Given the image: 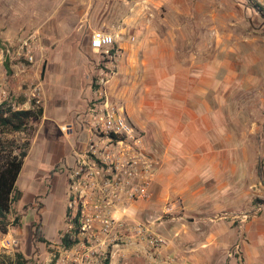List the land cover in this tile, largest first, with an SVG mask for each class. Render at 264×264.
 <instances>
[{
  "label": "rangeland",
  "instance_id": "rangeland-1",
  "mask_svg": "<svg viewBox=\"0 0 264 264\" xmlns=\"http://www.w3.org/2000/svg\"><path fill=\"white\" fill-rule=\"evenodd\" d=\"M6 1L0 0V47L5 41L1 37L2 32L12 29L15 18L12 0L9 3ZM227 1L228 19L224 16L221 21L220 17H215L218 19L205 28H208V32L212 31L214 36V68H228L224 82L227 80L229 87L225 89L224 84L223 90L211 93L206 123H198L203 138H198L200 147L194 154L176 152L166 157L164 148L159 144L157 123L153 121L150 128L142 125L145 118L143 101L150 95L153 105H150L149 111L158 115L159 98L163 92L157 89L156 71L149 73V70L157 69L142 68L145 60H148L147 49L143 48L138 37L130 41L133 45L131 52L119 54L114 48L115 54L110 57L97 56L99 67L109 68L113 76L119 70L117 66L120 61L131 55L137 68H130L125 75H117L121 77L120 89L122 86L125 89L123 97L112 96L109 92L108 95L112 102L123 105L133 122L145 130L148 150L158 161L157 174H164L153 190L152 185L149 197L126 206L124 217L131 221L151 222L155 230L167 235H173L177 230L173 238L166 235L165 238L168 245L173 243L174 254L179 256L180 264H245L243 247L252 240L243 231L244 226L253 218H261L264 224V203L256 202L264 200V11L256 5V2L261 4L259 0H243L244 6L237 0ZM6 7H9L7 15L4 13ZM164 43L169 47L173 41ZM219 43H222V48ZM43 49L45 42L39 41L37 58ZM169 52L167 49L166 53ZM149 59L150 64H158L157 56ZM181 60L189 64L188 57H164L166 71L171 75H167V83L177 82L174 79L175 68H180ZM0 61V71L4 73L2 81L10 88L7 89L12 99L19 102L21 97H25L27 85L25 83L19 92L11 90L13 70L7 62ZM27 73L29 82L42 81L43 96L44 86L47 94L52 91L45 85L40 66L29 69ZM93 86L95 89V83ZM170 91L175 95L180 93L174 89ZM56 94L59 95H56L55 105L66 102L55 118L45 117L41 126V119L32 120L30 125L33 131L29 129L25 133L5 135L8 141L15 140L19 144L33 132L31 150L17 180L23 195L13 205L7 230L0 228V237L6 232L19 237V249L25 250L27 264H50L53 255L48 251L58 249L49 244L41 247L34 242L32 224L39 221L40 216L43 230L48 236L58 229L69 230L67 177L73 160L66 151L67 147L63 146L66 141L63 125H58L63 121L66 110L72 106L67 101L71 93L57 91ZM55 105L50 103L48 111L53 109L52 112H55ZM187 111L186 106L175 109L179 116ZM185 125L183 121L179 123V127ZM138 202L139 206L136 205ZM169 207L170 211L167 210ZM16 215L20 216V222L13 224ZM258 237L264 244V232ZM93 239L98 242L97 238ZM17 252L9 254L0 250V264H15ZM97 257L99 264H151L127 251L125 256H112L109 246L97 251Z\"/></svg>",
  "mask_w": 264,
  "mask_h": 264
},
{
  "label": "crops",
  "instance_id": "crops-1",
  "mask_svg": "<svg viewBox=\"0 0 264 264\" xmlns=\"http://www.w3.org/2000/svg\"><path fill=\"white\" fill-rule=\"evenodd\" d=\"M9 1L11 2V0L6 2ZM237 1L244 6L243 0ZM12 4L15 18L12 29H5V32H2L1 37L5 39L4 42L13 40L18 34L31 33L37 34L39 41L45 42V49L40 51L37 58V67L40 66L43 72V67L46 65L45 75L42 77L52 93L47 94L44 86L42 104L44 114L40 126L45 117L55 118L61 107H65L66 101L61 105H55L56 95H59L56 94L57 91H70L72 94L67 97V101L72 106L66 110L64 119L58 127L76 121L77 114L84 111L95 98L93 84L101 71L97 56L108 55L91 47V34L94 30L104 29L115 35L116 43L111 51L113 54H115L114 48H117L119 54L129 50L131 52L133 48L130 43L131 36H136L143 48L147 49L148 60L147 62L145 60L142 68L157 69H151L149 73L154 74L156 71L157 89L163 92L159 98V114L155 115L149 111L150 105L153 104L148 95V99L143 101L145 118L142 120V125L150 128L153 121L157 123L159 144L164 148L166 157L176 152L194 154L200 147L198 138L203 136L198 130V123L203 125L206 123L210 109V95L215 90H223L224 84L225 89L229 87L228 81L224 82V74L227 76L228 68H214L212 59L214 36L212 31L208 32V28H205L218 19L215 17H220L221 21L224 16L228 19L227 0H12ZM4 10L7 15L9 7ZM224 10H227L225 14ZM1 12L0 8V15ZM208 15H212L213 18H209ZM6 21L7 18L5 26L8 25ZM166 41H173V44L167 47L164 43ZM218 45L222 48V43ZM1 48L2 45L0 56ZM167 49L171 52L166 53ZM130 56L120 61L117 66L119 70L109 79L107 91L112 96L123 97L125 92L123 86L120 89L121 77L117 75L120 73L125 75L130 68H137ZM151 56L158 57L157 65L150 64ZM166 56L189 58V64L181 60L180 68H175L174 79H177V82L167 83L169 81L167 75L169 77L171 75L167 73L164 64ZM7 63L12 70L17 67L13 62L7 61ZM1 64L0 61V68ZM177 71L180 73L178 74ZM3 79L4 73L0 71V89L4 86L10 90ZM12 79L11 90L19 92L28 81L29 75L24 74ZM171 89L180 93L171 94ZM21 101V104H25V108L31 106L24 97L19 99V102ZM50 103L55 105V112H52L53 109L48 111L47 107ZM184 106L188 107V111L179 116L175 109ZM182 121L186 125L179 127ZM83 134L86 135L83 137ZM87 135L86 130H80L78 126L75 136L67 138L64 135L66 141L63 146L67 147L66 151L71 154L73 162L75 150L84 146ZM30 150L31 147L29 152ZM163 176V173L158 172L152 190L157 180L162 179ZM139 203L136 205L139 206ZM137 216L139 217L138 214ZM155 231L170 239L177 233V230L173 235H167L161 230ZM243 231L252 240L243 247L245 264H264V244L258 239V236L264 232L262 219L249 220ZM64 232L58 229L52 236H48L45 232L52 244L46 242H38V244L41 247L47 244L53 245L60 250L61 236ZM21 251L25 256V250ZM124 251L133 254L134 249L125 247ZM166 251L175 252L173 243L167 246ZM48 252L51 254L53 251ZM142 258L147 261L146 258Z\"/></svg>",
  "mask_w": 264,
  "mask_h": 264
},
{
  "label": "built area",
  "instance_id": "built-area-1",
  "mask_svg": "<svg viewBox=\"0 0 264 264\" xmlns=\"http://www.w3.org/2000/svg\"><path fill=\"white\" fill-rule=\"evenodd\" d=\"M259 1L264 5V0ZM115 43V35L104 29L91 34V47L105 55H113ZM38 47L39 37L34 33L18 34L3 43L0 59L17 65L12 78L28 74L37 66ZM112 74L109 68H101L94 81L95 98L77 114L76 121L62 126L66 136H75L77 126L88 135L84 146L75 150L67 177L68 227L77 231L73 236L78 241L70 248L54 250L50 263L56 258V264H99L97 251L109 246L112 256H125L124 248L131 247L135 256L151 264H180L177 254L166 251L168 240L151 222L124 217L128 204L149 197L158 161L148 150L145 131L133 122L123 105L111 101L107 84ZM26 85L27 103L42 105V81L28 80ZM1 103L25 108L4 86L0 89ZM20 244L19 237L11 232L0 237L3 253H16Z\"/></svg>",
  "mask_w": 264,
  "mask_h": 264
},
{
  "label": "trees",
  "instance_id": "trees-1",
  "mask_svg": "<svg viewBox=\"0 0 264 264\" xmlns=\"http://www.w3.org/2000/svg\"><path fill=\"white\" fill-rule=\"evenodd\" d=\"M256 5L264 11V7L261 4L256 2ZM19 103L21 104L22 101ZM43 114V105L35 104L34 102L29 108H14L8 103L0 104V228L3 231L7 230V226L10 223V214L13 212L14 203L18 202L23 195L22 190L17 186V180L31 147L33 130L30 122L32 120H40ZM29 129L32 131L19 144H16L15 140L8 141L5 137L8 133H25ZM262 181L264 183V176ZM256 202L264 203V200H257ZM19 222L20 216L16 215L13 224H18ZM31 232L34 242L50 243L43 230L41 216L39 221H34L32 224ZM73 232L77 231L66 230L62 234L61 245L63 247L70 248L78 241V238H74ZM27 261L28 259L24 257V253L18 250L15 264H27ZM50 264H56V258Z\"/></svg>",
  "mask_w": 264,
  "mask_h": 264
},
{
  "label": "water",
  "instance_id": "water-1",
  "mask_svg": "<svg viewBox=\"0 0 264 264\" xmlns=\"http://www.w3.org/2000/svg\"><path fill=\"white\" fill-rule=\"evenodd\" d=\"M45 69H46V65H44V67H43L42 76H44V75H45Z\"/></svg>",
  "mask_w": 264,
  "mask_h": 264
}]
</instances>
